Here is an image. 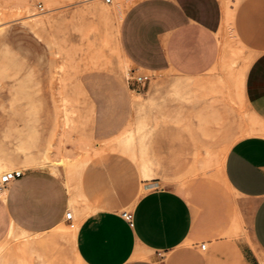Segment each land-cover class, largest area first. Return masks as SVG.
Returning a JSON list of instances; mask_svg holds the SVG:
<instances>
[{"label": "rangeland", "instance_id": "obj_1", "mask_svg": "<svg viewBox=\"0 0 264 264\" xmlns=\"http://www.w3.org/2000/svg\"><path fill=\"white\" fill-rule=\"evenodd\" d=\"M226 1L232 15L212 70L149 73V81L137 84L143 71L124 58L118 41L120 16L133 0H0V161L13 163L0 178L30 168L31 156L54 174L59 168L76 223L38 235L16 227L0 242V264L64 263L82 214H122L150 189L213 191L230 203L224 152L264 125L242 94L243 75L258 53L236 31L243 0ZM17 23L24 34L19 43ZM234 209L227 237L253 246L250 205ZM67 263L81 264L75 257Z\"/></svg>", "mask_w": 264, "mask_h": 264}, {"label": "crops", "instance_id": "obj_2", "mask_svg": "<svg viewBox=\"0 0 264 264\" xmlns=\"http://www.w3.org/2000/svg\"><path fill=\"white\" fill-rule=\"evenodd\" d=\"M225 25L220 0H133L120 19L119 47L142 73L200 76L220 60L219 34ZM13 30L14 42H21V26L14 24ZM236 31L258 52L244 73L242 94L250 112L264 122V0L242 1ZM225 159L230 203L213 191L189 196L169 187L150 189L130 210L133 225L118 210L82 214L76 243L65 246L61 264L74 257L81 264H264V135L239 138ZM40 160L27 157L31 167L0 192V242L13 225L38 235L68 222L74 202L66 182L59 168L56 175ZM235 203L240 212L251 207L253 246L227 237L238 215Z\"/></svg>", "mask_w": 264, "mask_h": 264}, {"label": "built area", "instance_id": "obj_3", "mask_svg": "<svg viewBox=\"0 0 264 264\" xmlns=\"http://www.w3.org/2000/svg\"><path fill=\"white\" fill-rule=\"evenodd\" d=\"M112 0H106V2H111ZM39 7L42 9V6L39 5ZM150 80V74L143 73L135 78V82L137 84H145L147 81ZM23 174V170H14L11 172H7L3 174L0 178V192L5 190L7 186L13 182L14 180L20 178ZM5 176H7V179H5ZM122 217L130 224L133 225L134 222V214L131 211H123ZM66 219L70 225V227L74 228L76 226L74 214L69 211L66 214ZM207 247V244L204 243L201 245V249L205 250Z\"/></svg>", "mask_w": 264, "mask_h": 264}, {"label": "bare ground", "instance_id": "obj_4", "mask_svg": "<svg viewBox=\"0 0 264 264\" xmlns=\"http://www.w3.org/2000/svg\"><path fill=\"white\" fill-rule=\"evenodd\" d=\"M235 2V1H234ZM223 5H224V14H225V22H226V24L228 23V21L230 20V16L232 15L231 14V11H230V8L228 7V5H227V1L225 2V0H224V3H223ZM122 16H123V13L121 14V16H120V19L122 18ZM229 24V23H228ZM99 60V59H98ZM97 60V61H98ZM102 62V61H101ZM100 64V63H99ZM110 64V63H109ZM94 66H95V64H94ZM109 66V65H108ZM110 66H112V65H110ZM247 68V67H246ZM124 69V68H123ZM122 72V71H121ZM124 72V71H123ZM122 74V73H121ZM243 77H244V75H243ZM243 79V78H242ZM196 85V84H195ZM194 85V86H195ZM197 85H199V84H197ZM50 88H53V87H50ZM188 88H190V86H188ZM54 90V89H53ZM55 90H56V88H55ZM54 90V91H55ZM193 91V90H192ZM50 92H51V90H50ZM51 94V93H50ZM54 96V95H53ZM52 98V97H51ZM195 98V97H194ZM137 100V99H136ZM136 100H134V101H136ZM135 103V102H134ZM246 106V105H245ZM67 111V110H66ZM69 112V111H68ZM69 119V118H68ZM255 120H257V121H259L258 120V118H256L255 117ZM259 122H261V121H259ZM263 125H264V122H261ZM253 132H255V133H257V134H262V135H264V128H257V129H253ZM120 140V139H119ZM108 143V142H107ZM110 144V143H109ZM109 144H107V145H109ZM117 144H118V142H117ZM128 144V143H127ZM233 145V144H232ZM232 145H230L228 148H227V150L224 152V155H223V158H224V160H226L225 159V157H226V154H227V152H228V150L230 149V147L232 146ZM20 150V149H19ZM22 150V149H21ZM25 150V149H24ZM105 152V151H104ZM11 166L12 164H11V162L10 161H8V162H1L0 161V170H2L3 168H8L7 166ZM11 168V167H10ZM11 172V171H10ZM3 176V175H2ZM144 176H145V178H146V180H149V179H151L152 177V174L149 172V170L147 169V168H144ZM15 226L13 225L12 226V229L10 230V233H9V235H12L13 233H14V231H15Z\"/></svg>", "mask_w": 264, "mask_h": 264}, {"label": "snow or ice", "instance_id": "obj_5", "mask_svg": "<svg viewBox=\"0 0 264 264\" xmlns=\"http://www.w3.org/2000/svg\"><path fill=\"white\" fill-rule=\"evenodd\" d=\"M5 179H7V176H5Z\"/></svg>", "mask_w": 264, "mask_h": 264}]
</instances>
